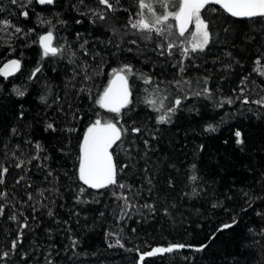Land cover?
<instances>
[{
	"label": "trees",
	"instance_id": "1",
	"mask_svg": "<svg viewBox=\"0 0 264 264\" xmlns=\"http://www.w3.org/2000/svg\"><path fill=\"white\" fill-rule=\"evenodd\" d=\"M173 2L178 5L179 0ZM85 4L96 7L95 0ZM121 4L127 12L109 13L108 20L92 23L73 7L85 10L78 0L43 6L33 0L27 20L10 0H0V19H10L25 31L35 28L26 38L12 39L11 47L0 41V67L11 59L22 61L15 76L0 77V165L9 168L0 185V191L8 193L6 201L0 200L7 205L0 217V253L10 250L17 235V224L8 216L15 212L30 225L24 230L23 244L0 264H48L49 260L52 264H138L140 253L171 244L194 247L146 257L143 264H264V108L241 103L245 77L243 95L249 101L264 96V77L254 71L258 58L264 64V22L234 19L214 5L216 11L207 16L219 35L205 52L185 61L186 71L180 74L174 66L179 50L171 57L160 55L156 50L160 37L153 34L151 40H144L143 34L126 27L129 15L138 10L135 0H121ZM162 11L157 5V14ZM37 14L56 25L55 43L65 45L63 56L41 59L38 37L49 28L38 26ZM57 19L67 23L59 25ZM84 40L87 55L80 48ZM133 40L136 44L130 43ZM38 64L41 73L29 80ZM125 64L132 65L136 75L129 78L132 103L119 118L129 133L115 159L118 165H130L118 179L131 185V190L92 189L78 179L80 144L98 116L117 119L95 101L107 87L111 70ZM85 70L90 80H85ZM140 74L151 76L160 86V95L170 99L182 95L171 82L190 80L195 91L207 79L213 98L192 96L188 85L182 84L191 98L184 99L172 123L158 124L161 113L145 102V89L151 91L155 85H145ZM13 88L25 90L26 95L17 97ZM228 97L233 104L217 106V101ZM49 123L55 131L46 130ZM209 124L218 131L205 132ZM132 127L142 131L133 134ZM236 130L243 133V145L236 143ZM36 142L43 151L37 153ZM36 155L39 160L31 159ZM17 158L26 161L23 168L15 167ZM192 175L198 177L195 183ZM120 193L135 205L130 218L123 220ZM146 203L153 204L155 211L142 207ZM233 218L234 227L217 231ZM117 238L124 247H109ZM73 239L79 242L75 248ZM203 244L208 245L204 251H195ZM22 253H27V259Z\"/></svg>",
	"mask_w": 264,
	"mask_h": 264
},
{
	"label": "snow or ice",
	"instance_id": "2",
	"mask_svg": "<svg viewBox=\"0 0 264 264\" xmlns=\"http://www.w3.org/2000/svg\"><path fill=\"white\" fill-rule=\"evenodd\" d=\"M12 5H16L20 9L19 15L27 20L29 18V8L33 4V0H10ZM36 4L43 5H54L56 0H35ZM79 5L84 6L85 10L80 11L79 7L74 5L80 15H88L92 23L99 21L108 20L109 13L115 14L118 11L127 12L128 9L123 8L121 0H95L96 7H88L85 4V0H78ZM137 5V11L134 14H130L126 27H130L135 30L137 34H143L144 40H151L153 34L160 37L161 40L156 45V50L160 55H167L169 57L175 54L176 50H179L180 59L177 61L178 73L183 74L186 69L184 67L185 61L190 60L193 54L200 52H205L209 45L214 43V38L218 37V33H215L211 27V21L208 19V12H215L216 8L214 5H219L225 12L230 14L234 18L247 19V20H258L264 22V0H179L178 5L173 2V0H135ZM163 10L160 14L156 12V6ZM170 8H175L174 11L169 10ZM3 9L0 8V11ZM34 11V9H32ZM174 21V23H173ZM57 24L63 25L67 22L64 20L57 19ZM76 23H81L77 20ZM37 24L40 27L47 26L49 30L44 34L39 35L38 43L41 52V59H46L49 57H60L65 54V45L56 44V37L54 35V29L56 27L51 19H45L40 14H37ZM192 29L189 31V29ZM225 33L228 32V28H224ZM35 32V28H30L27 31L24 28L14 24L10 19L2 18L0 19V41L8 43L11 47L10 41L15 38H26L30 34ZM113 32H118V29H113ZM5 37L8 39L5 41ZM80 38V34H77V39ZM88 43L84 40L80 44V48L84 49V54L87 55V50L85 45ZM111 43V41H109ZM132 44H136V41H130ZM118 46V45H117ZM70 47V46H69ZM131 50V49H129ZM15 51V48H12ZM74 56L75 53H71ZM231 55V53H228ZM254 71L258 75L264 77V64H262L261 59L255 61ZM22 66V61L20 59H11L0 67V77L7 79L8 77L19 72ZM42 65L34 68L29 76V80H35L38 73H41ZM132 75H136L133 70V66L129 64L122 65L119 68H113L111 70V79L108 81V85L104 88L102 94L96 99V104L100 108L105 109L107 112L114 114L117 119L115 120H102L99 116L87 127L83 135V140L80 144V155L78 157L79 167H78V179L82 181L85 185L92 189H105L115 187L118 189H129L131 190V185H126L121 183L118 179L121 173H123L125 168H128L129 164H117L115 159V151L123 147L125 138L128 136L129 129L124 127L120 123V117L122 116L123 110L128 108L132 103V90L129 84V78ZM85 80H90L92 77L87 75L85 70ZM140 78L143 79L145 85H155L151 91L145 89L146 98L145 102L150 105L154 111L161 113L157 117L158 124H170L172 123V118L181 110V105L184 99H189L191 96L185 93V89L181 85H188V91L191 92L192 96L205 97L207 99L213 98L212 90L207 86V79L204 80V86L199 90H192V81L190 80H176L171 82L174 87H177L182 95L172 97L171 99L167 94L160 95V86L155 83L151 76H146L140 74ZM199 83V81H197ZM244 87L241 88V96L243 99L241 103L243 105H248L250 103L258 105L264 108V96L258 99L249 101L247 96L243 93L246 91L247 77L242 81ZM85 91V89H81ZM13 92L17 97H23L26 95L25 90L21 88H13ZM45 103L46 98H40ZM240 99V97H237ZM227 103L231 105L234 100L231 97L220 99L217 101V106L223 107ZM251 109H249L250 111ZM191 111V109H189ZM198 111V110H197ZM23 113L21 112V117ZM51 129L55 131V127L52 123L47 124L46 130ZM68 131H75V129H68ZM141 128L132 127L131 132L133 134H139ZM205 132L214 133L218 131V127L209 124L204 129ZM12 133L17 134L15 128L12 129ZM236 137L237 145H243V133L240 130L234 132ZM155 138V137H153ZM27 143H32L27 141ZM145 145L148 141H144ZM19 148V145L16 146ZM34 148L37 153L43 151L42 145L39 142L34 143ZM200 151H203L204 146H199ZM15 158V153H13ZM18 159V158H17ZM31 159L39 160V155L33 156ZM31 159L27 163H31ZM26 161L19 160L15 164L16 168H23ZM195 164L192 168L195 169ZM9 168L0 165V185H3L5 180L4 177L8 173ZM146 171V170H145ZM23 179V177H21ZM198 177L196 175L191 176L193 183L197 181ZM151 183V180L148 181ZM19 183V181H17ZM81 195L84 189L80 190ZM193 194H196L195 188L193 189ZM43 195V192L40 193ZM113 195H117L113 193ZM245 196L248 193H244ZM8 199V193L6 191H0V200L6 201ZM29 200L33 197L31 194L28 196ZM118 199L123 201V206L120 211L119 218L127 219L131 209L135 207L132 201L129 199L128 195L120 193ZM43 207L44 205L41 204ZM218 205L213 204V207ZM6 204H0V217L5 215ZM142 207L149 209L150 211H155V206L153 204H144ZM36 210L35 208L33 209ZM19 215H22L19 214ZM48 215L52 216L53 212L48 211ZM103 215V214H101ZM8 219L17 224L18 230L16 238L11 241V248L9 251H4L0 253V260H7L10 255H14L18 249L19 245L23 244V237L25 234V229L30 227L27 218L25 217L23 221L19 219L17 213H12L8 216ZM237 223L235 218H233L232 223L223 224L217 231H223L225 229H230L234 227ZM135 232V229H132ZM110 235H115L110 233ZM215 237L213 236L212 239ZM79 242L75 239L72 241V246L75 248ZM119 246L124 247V244L119 238L116 239L115 244H110L109 247ZM192 245L185 244H171L167 247H156L152 250L140 253L138 264H143L146 257H153L164 254H171L175 250H181L185 248H192ZM207 244L195 247V251L202 252L207 248ZM139 252V249H136ZM22 258L27 259V253H22ZM48 264H52L49 260Z\"/></svg>",
	"mask_w": 264,
	"mask_h": 264
},
{
	"label": "water",
	"instance_id": "3",
	"mask_svg": "<svg viewBox=\"0 0 264 264\" xmlns=\"http://www.w3.org/2000/svg\"><path fill=\"white\" fill-rule=\"evenodd\" d=\"M57 1V0H56ZM216 6H218V7H220L219 5H216ZM222 9V8H221ZM223 10V9H222ZM224 11V10H223ZM227 13V12H226ZM228 14V13H227ZM229 16H231L230 14H228ZM232 17V16H231ZM232 18H234V17H232ZM234 19H238V18H234ZM239 20H245V19H239ZM6 63V62H5ZM18 73V72H17ZM17 73H15L14 75H12V76H10V77H13V76H15ZM129 84H130V81H129Z\"/></svg>",
	"mask_w": 264,
	"mask_h": 264
},
{
	"label": "rangeland",
	"instance_id": "4",
	"mask_svg": "<svg viewBox=\"0 0 264 264\" xmlns=\"http://www.w3.org/2000/svg\"><path fill=\"white\" fill-rule=\"evenodd\" d=\"M192 29L190 28L189 31H191ZM102 120H105V119H102Z\"/></svg>",
	"mask_w": 264,
	"mask_h": 264
}]
</instances>
